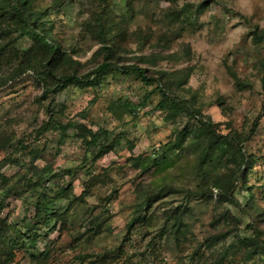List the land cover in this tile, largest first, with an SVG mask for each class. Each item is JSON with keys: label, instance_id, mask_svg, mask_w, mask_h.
I'll use <instances>...</instances> for the list:
<instances>
[{"label": "rangeland", "instance_id": "374dc122", "mask_svg": "<svg viewBox=\"0 0 264 264\" xmlns=\"http://www.w3.org/2000/svg\"><path fill=\"white\" fill-rule=\"evenodd\" d=\"M53 1L34 0V5L39 10L48 9L70 73L85 76L106 58L119 65L143 67L149 76L218 124L217 133L236 136L243 151L256 160L246 186L235 194L242 207L247 205L246 214L231 209L219 196L222 190L211 182L204 185L205 195L186 201L184 190L195 191L200 184L192 151L179 156L163 172L153 165L147 168V160L140 168L132 166L129 159L152 156L187 121L178 117L171 123L164 119V113L153 110L159 100L156 93L134 117L110 108L118 99L138 104L152 91V86L133 77L109 75L96 88L67 87L54 101L56 127L38 135L51 114L34 73L5 79L31 42L3 21L0 47L8 63L2 65L0 73V142L6 139L8 146L0 150V161L6 160L0 174L14 184L27 174L35 155L34 165L47 167L53 175L45 182L50 195L68 182L72 187L68 199L55 203L61 211L70 205L68 221L64 226L51 223L47 232H41L44 239L36 245L37 250L50 248V264H71L77 255H87V259L104 256L103 264H217L221 255L227 256V264H263L258 259L245 261L239 240L251 236L248 223L264 231V192L260 187L264 184V115L259 116L264 107V0H129L131 12L123 0H59L62 3L57 5ZM184 4L204 5L197 14L196 8L188 13L190 23L182 28L166 17L170 8L179 9ZM99 18L111 27L108 51L97 39ZM126 18L122 36L117 32ZM254 32L263 35L259 44L254 41ZM186 72L189 78L183 85ZM62 103L65 109L60 115L56 111ZM59 123H70V127L62 132ZM81 124L93 131H114L118 143L92 162V148L86 149L76 135L75 127ZM230 165L221 163L218 177L226 180ZM89 174L95 177L94 184L81 196ZM14 187L8 195L0 190V219L20 224L26 217L28 222L34 196L20 185ZM162 188V196L144 213V221L128 228L127 223L138 214L137 204ZM182 205L189 211L184 217L188 225L185 238L161 233L165 214ZM96 223L101 224L99 232L91 234L88 229ZM5 259L0 258V264H31L24 251Z\"/></svg>", "mask_w": 264, "mask_h": 264}, {"label": "trees", "instance_id": "16d2710c", "mask_svg": "<svg viewBox=\"0 0 264 264\" xmlns=\"http://www.w3.org/2000/svg\"><path fill=\"white\" fill-rule=\"evenodd\" d=\"M123 1L126 10L131 12V2L129 0ZM170 1L174 2L175 0ZM99 2L107 3V0H99ZM53 3L57 5L62 2L54 0ZM203 5L199 4L195 7L184 4L179 9L170 8L166 18L172 20L174 24L178 23L183 28V26H187L190 23L188 13L193 12V8H196L194 12L197 14L199 12L198 10H203ZM105 10L106 6L104 5L102 14H104ZM127 20V18L123 20V27L119 28L117 34L121 33L120 35H125ZM3 21L11 23L21 37L31 42V46L22 56L23 59L14 68L12 66L10 75L8 74L5 79H13L27 71L34 73V79L42 88L41 98L42 100H48L47 110L51 114L49 120L38 129V135L56 127L58 122L52 113L55 111L56 106L54 101L57 95L67 87L73 85L79 89L96 88L109 75L113 77H133L145 86H152V91L146 93L142 101L138 104L118 99L115 103L116 106L111 104L110 108H113L115 111L121 110L134 117L136 111L146 106L150 102L152 95L156 93L159 96V100L153 110L164 113V119L171 123H174L178 117H185L187 121L181 128L175 129L173 138L159 145L154 150L152 156L148 158L137 156L129 159L131 165L135 168H140L141 164L147 160L150 162L147 168L153 165L159 168L158 172H163L171 165H174L175 160L179 156H183L187 151H192L193 154H196L195 168L200 184L197 185V188H199L195 191L184 190V197L187 198L186 201H189L190 197L205 195L204 185L211 182L214 188L222 190L219 196L223 201L231 205V209L242 210L245 214L247 213V205L242 207L235 194H240L244 186H246L245 181L247 176L253 172L256 158L253 155H247L243 151L236 136L217 133L215 129L218 127V124L213 123L210 117L202 115L194 104L171 92L169 88L161 85L159 79L149 76L147 69L138 65H119L106 58V60L85 76L78 77L74 73H70L68 67H66L68 62L67 56L62 51L60 44L56 42V37L53 34L54 23L49 16L48 9H37L34 5V0H0V23ZM97 21V39L100 44L104 43L102 48L108 51L109 49L106 47V44L110 40L111 27L106 21L102 22L100 18ZM252 34L256 44L263 41L262 34L258 35L257 32ZM138 38L139 40L143 38L145 40V37ZM2 48L0 47V73L2 65L8 63ZM188 78L189 72H186L184 80L182 81L183 85L187 82ZM64 105V103L60 104L56 113L63 114L65 109ZM262 115H264V107L259 116ZM189 120H194L195 123L190 124ZM58 127L62 132H65L70 127V123H59ZM75 129L77 137L81 139V143L86 149L92 148L90 157L92 162L111 152L118 143L119 137L114 131H107L104 128H98L96 131H93L82 124L77 125ZM7 146L8 140L5 139L0 142V150L7 148ZM133 147L134 145L131 143L129 145L130 150ZM35 159L36 156L34 155L27 167V174L19 176L14 184L9 183V179L0 174V190H5L6 195L10 194L16 188L14 187L15 185H20L27 191H30L34 196L32 206L33 215L30 221L27 222L25 217L21 220L20 224H7L4 220L0 219V258H7L5 260H9L12 259L14 252L24 251L31 264H50V248L47 247L42 251H38L36 245L44 239L41 232H47L51 223L56 224L60 222L64 226L65 222L68 221L70 205L61 211L55 207V203L62 199H68L72 187L68 182L65 186H61L57 190L52 191L53 195H50V191L45 187V182L53 175L50 170H47V167L39 168L34 165ZM224 161L231 164L229 173L225 177L226 180L218 177V170ZM5 162V159L1 160L0 167ZM28 174L29 176H26ZM67 174L71 175L70 170L67 171ZM94 181L95 177L89 174L88 181L85 184V189L81 196L90 190ZM260 187L264 192V184L260 185ZM163 188L166 189L165 186ZM163 188L156 194L152 193L144 196L143 200L136 206V212L138 214L133 216L127 223L128 228H132L137 223L144 221V213L148 212L153 202L162 196L163 193L161 191ZM169 190L167 189L166 191ZM247 190V192H251V188ZM252 195L251 193L250 197ZM2 206L3 203L1 201L0 214ZM186 206L176 207L169 214H165L161 233L169 232L170 235L176 238H185L188 225H186L184 217L189 212ZM229 217L232 218L233 216L229 215ZM100 226V223H96L88 230H92L91 234H98ZM247 228L251 230V236L243 237L239 240L244 250V260L251 261L258 259L264 262V231L260 230L252 222L248 223ZM87 258H89L87 255H77L72 258L71 264H103V262H106V260L104 261V256L98 257L96 255L94 259ZM227 259V256L221 255L217 264H227Z\"/></svg>", "mask_w": 264, "mask_h": 264}]
</instances>
